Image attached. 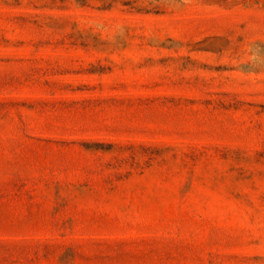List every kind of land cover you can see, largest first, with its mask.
I'll return each mask as SVG.
<instances>
[{"label": "rangeland", "instance_id": "374dc122", "mask_svg": "<svg viewBox=\"0 0 264 264\" xmlns=\"http://www.w3.org/2000/svg\"><path fill=\"white\" fill-rule=\"evenodd\" d=\"M0 264H264V0H0Z\"/></svg>", "mask_w": 264, "mask_h": 264}]
</instances>
